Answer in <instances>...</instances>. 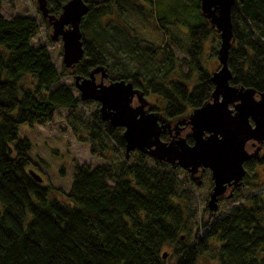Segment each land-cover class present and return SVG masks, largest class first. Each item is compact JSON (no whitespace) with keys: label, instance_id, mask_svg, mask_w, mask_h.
<instances>
[{"label":"trees","instance_id":"1","mask_svg":"<svg viewBox=\"0 0 264 264\" xmlns=\"http://www.w3.org/2000/svg\"><path fill=\"white\" fill-rule=\"evenodd\" d=\"M65 1L46 0L49 13L59 14ZM85 1L82 58L72 68L59 69L45 45L30 42L41 24L51 28L46 17L42 22L27 15L6 18L0 7V264H167L168 252L172 264H196L205 252L213 253L216 264H264V193L202 222L191 238L189 223L196 214L179 176L182 168L137 150L126 152L123 129L101 118L96 101L81 100L74 92L75 75L105 67L111 79L123 78L145 97L161 100L163 108L151 107L170 123L162 140H171L176 124L181 134L189 127L186 115L206 102L214 87L204 46L209 38V54L216 56L219 40L201 13L200 0L193 7L202 20L193 24L181 18L182 10L195 15L181 0H171L161 14L142 5L153 0ZM230 18L235 40L227 58L229 82L260 94L264 0H235ZM173 46L184 56H177ZM66 75L71 83L62 82ZM90 101L97 103L90 113L77 111ZM60 108L68 111L65 119L75 139L105 160L92 167L74 162L70 189H57L64 200L49 198L54 187L43 185L41 174L31 169L42 177L39 183L29 175L30 141L18 135L21 124H45ZM183 137L192 142L190 133ZM261 163L264 156L253 157L244 168ZM188 176L195 185L205 180L210 190L208 169L200 170L198 180ZM238 190L235 186L233 194Z\"/></svg>","mask_w":264,"mask_h":264},{"label":"water","instance_id":"2","mask_svg":"<svg viewBox=\"0 0 264 264\" xmlns=\"http://www.w3.org/2000/svg\"><path fill=\"white\" fill-rule=\"evenodd\" d=\"M35 1L40 15L46 17L52 28L49 37L62 42L64 68H72L83 55L80 22L89 9L88 3L67 0L61 12L52 15L46 0ZM234 3L235 0H200L199 3L202 15L218 34L215 51L219 66L210 73L214 87L207 101L186 115L191 143L180 134L177 124L171 140L160 138L170 123L161 113L153 111L147 97L132 82L111 79L105 67L99 65L87 76L73 77L79 98L96 101L101 118L123 129L126 152L137 150L155 161L179 166L193 180L199 179L201 169H208L212 185L206 202L210 212L218 209V199L225 192L229 191L226 196L232 197L231 189L240 184L245 174L244 163L259 157V151L264 150V92L258 94L251 87L229 82L227 58L235 40L230 18ZM134 97L137 104L132 103ZM29 175L38 183L42 181L31 169ZM162 257L166 258V252Z\"/></svg>","mask_w":264,"mask_h":264},{"label":"rangeland","instance_id":"3","mask_svg":"<svg viewBox=\"0 0 264 264\" xmlns=\"http://www.w3.org/2000/svg\"><path fill=\"white\" fill-rule=\"evenodd\" d=\"M194 1L196 0H181V2H185L189 9L195 10V15H193L191 11L185 12L182 10L179 13L181 18L184 17L189 24L199 23L202 20V17L198 16L199 14L197 10L193 7ZM139 2L144 3L145 1L139 0ZM170 4L171 0H153V4L151 5H148V3L142 5L147 8L150 7L156 13L161 14V9H168ZM0 7L2 15L6 18H9L11 15H27L34 16L39 22H42V16L38 11V6L36 5L35 0H1ZM132 16H130V19H132ZM136 21L143 25V22H141L139 18H136ZM40 26L39 32L32 36L30 42L34 46L45 45L50 52L54 66L59 69L61 66H63L61 47L62 42L60 39L54 41L50 39L49 35L52 28H47L45 23L41 24ZM184 28H186V26ZM144 32H146V36L151 35V33L147 32L145 29ZM209 46L210 40L208 38L204 46V62L208 67L209 72H211L217 69L219 66V61H217L216 56L209 54ZM173 48L177 56H184V54L180 52L175 46H173ZM131 67L132 65L126 69H121L123 68L121 66L120 69L122 71H128ZM116 71L117 67L114 66L112 72L114 73ZM174 75L175 74L173 73L171 77L174 78ZM95 78L97 81L99 80L98 75H96ZM61 79L64 83H71L73 81L70 75H66ZM24 81L26 84H29L31 82V78L27 76L25 77ZM74 92L77 94L78 90L76 89ZM255 97L257 98L258 95ZM147 99L151 106L156 105L159 108H163V104L157 96L149 95ZM137 102V98L134 97L132 103L137 104ZM96 104V102L93 103L91 101L88 104H80L79 107H77V111L81 110L86 114L90 113ZM230 107H233V105L230 104ZM56 112L57 113L55 114L54 118L45 124L37 122L34 125H29L27 123L21 124L18 128V135L21 138L27 137L30 141L31 148L27 151V154L30 156L32 164L30 165V168L27 169V171L34 169L44 178L42 183L43 185H51L54 187L49 198L54 197L59 200H64L66 197L57 189L62 188L65 192L70 189L74 162H78L79 164L85 163L92 167L93 165L103 164L105 160L90 154L88 143L78 142L75 139V136L73 132H71V129L65 119L66 115L68 114L66 109L60 108ZM190 132V128L187 127L181 131V135L185 136ZM263 153L264 150L259 151V155H263ZM180 171L181 172L179 176L184 182V187L188 192H190V201L192 202L191 207L196 214L195 218L189 223L191 228V238L193 237V234L201 227L200 225L202 222L210 221L216 215L223 213L224 210L234 206V204L239 202H245L246 204H249L247 199L250 195L255 193L263 195L264 193V163H261L254 165L252 170L247 171L246 176H244V178L247 179L246 181H248L247 184L243 183V185H241L244 178L240 179V184L238 185L239 190L236 195L233 194L232 197L228 198L226 195L229 193V191H227L218 199V209L214 214H211L207 208L206 202L208 199L209 185L205 180H202V182L195 185L191 181H188L189 176L186 170L180 169ZM171 247L172 246H167L165 249L170 250ZM212 254V252H205L201 254V257L197 260L196 264H216L215 259H212ZM173 261L174 257H172V254L168 252L167 264H172Z\"/></svg>","mask_w":264,"mask_h":264},{"label":"flooded vegetation","instance_id":"4","mask_svg":"<svg viewBox=\"0 0 264 264\" xmlns=\"http://www.w3.org/2000/svg\"><path fill=\"white\" fill-rule=\"evenodd\" d=\"M261 147H263V145H262V144H261ZM261 150H262V149H261ZM261 150H260V151H261ZM258 156H259V158H260V157L262 158V157L264 156V153H263V155H258ZM256 165H257V164H256ZM245 173H247V170H246V168H245ZM233 188H234V187H233ZM233 188L231 189L232 191H233Z\"/></svg>","mask_w":264,"mask_h":264}]
</instances>
